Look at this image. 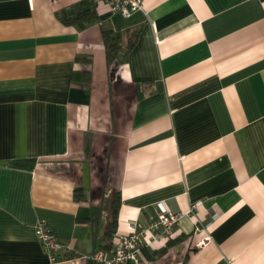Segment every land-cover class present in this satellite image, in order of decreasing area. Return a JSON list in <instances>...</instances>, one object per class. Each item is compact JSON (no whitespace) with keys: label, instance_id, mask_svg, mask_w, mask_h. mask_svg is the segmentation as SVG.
I'll use <instances>...</instances> for the list:
<instances>
[{"label":"crops","instance_id":"1","mask_svg":"<svg viewBox=\"0 0 264 264\" xmlns=\"http://www.w3.org/2000/svg\"><path fill=\"white\" fill-rule=\"evenodd\" d=\"M141 3L0 0V264H53L38 220L92 264L159 204L183 216L146 264H264V0ZM101 27L136 33L123 61Z\"/></svg>","mask_w":264,"mask_h":264},{"label":"built area","instance_id":"2","mask_svg":"<svg viewBox=\"0 0 264 264\" xmlns=\"http://www.w3.org/2000/svg\"><path fill=\"white\" fill-rule=\"evenodd\" d=\"M112 13H119L128 18L133 13L143 10L141 0H99ZM200 202L191 204L188 214L195 212ZM181 212H172L162 204L158 205L156 216L150 221L148 227L140 228L130 225L128 234L117 236L113 250L107 253L97 250L90 255L83 256L92 264H146L142 250L154 249L156 244L162 241L173 240L176 227L182 218ZM35 235L43 249L49 256L51 263L63 260L65 254L71 251V247L61 243L57 236L49 230L43 220H38L35 227ZM209 236L197 244L201 247L208 242Z\"/></svg>","mask_w":264,"mask_h":264},{"label":"trees","instance_id":"3","mask_svg":"<svg viewBox=\"0 0 264 264\" xmlns=\"http://www.w3.org/2000/svg\"><path fill=\"white\" fill-rule=\"evenodd\" d=\"M95 19L93 9L79 14L77 17L72 18L69 22L77 24L79 28L85 27L86 23H90ZM85 21V22H84ZM101 33L105 44L106 57L108 61H123L127 53L133 47L136 41V33L133 32L128 38L126 43L122 42L121 36L117 32H112L105 27H101ZM119 206L118 198H115L113 207V224L116 222V212Z\"/></svg>","mask_w":264,"mask_h":264}]
</instances>
